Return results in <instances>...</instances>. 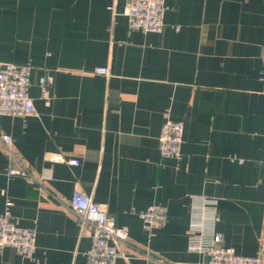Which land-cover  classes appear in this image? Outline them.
I'll return each mask as SVG.
<instances>
[{
	"label": "crops",
	"instance_id": "obj_1",
	"mask_svg": "<svg viewBox=\"0 0 264 264\" xmlns=\"http://www.w3.org/2000/svg\"><path fill=\"white\" fill-rule=\"evenodd\" d=\"M125 4L0 0V64H30L35 106L0 115V133L41 183L8 177L0 144V214L36 230L33 258L7 246L0 264L85 263L92 229L62 204L76 188L127 231L115 264H206L187 248L198 196L224 246L264 255V0H165L159 32L128 30ZM166 118L183 124L177 157L160 154ZM153 204L166 221L148 230Z\"/></svg>",
	"mask_w": 264,
	"mask_h": 264
},
{
	"label": "built area",
	"instance_id": "obj_2",
	"mask_svg": "<svg viewBox=\"0 0 264 264\" xmlns=\"http://www.w3.org/2000/svg\"><path fill=\"white\" fill-rule=\"evenodd\" d=\"M124 14L128 30L159 32L163 27L165 0H125ZM260 61L264 67V44L261 45ZM29 63L5 62L0 64V115L26 117L35 113L34 103L29 96ZM94 73L107 74V67H95ZM50 81L40 79V86L46 95V85ZM183 124L166 118L160 128L159 150L164 157H177L180 152ZM0 144L5 151L8 163V177L21 176L37 184L40 181L16 156L13 138L0 133ZM53 161L77 165L78 159H66L60 154L51 156ZM63 206L76 219L80 227L88 225L92 229L91 245L85 252L84 264H115L117 257L124 256L120 250L127 245V231L117 227L103 205L80 189H74L71 198ZM148 230L162 226L166 221V210L159 204L148 206L139 214ZM217 221L216 200L193 197L190 206V220L187 234V248L201 253L206 264H264V255H240L231 247L222 244V233L215 229ZM36 230L20 226L6 211L0 214V251L12 247L19 255L33 258ZM165 264V263H164Z\"/></svg>",
	"mask_w": 264,
	"mask_h": 264
}]
</instances>
